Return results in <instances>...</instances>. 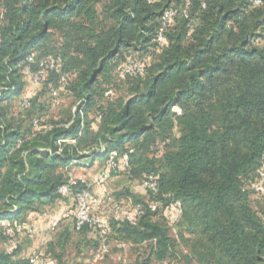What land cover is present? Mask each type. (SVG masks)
Masks as SVG:
<instances>
[{"label":"trees","instance_id":"trees-1","mask_svg":"<svg viewBox=\"0 0 264 264\" xmlns=\"http://www.w3.org/2000/svg\"><path fill=\"white\" fill-rule=\"evenodd\" d=\"M253 1L188 0L158 48L163 10L186 0H0V219L25 222L64 202L56 191L71 163L90 168L116 150L128 155L129 179L157 177L150 200L180 206L179 234H168L160 210L146 209L135 225L110 219L106 244L113 235L144 245L146 257L132 264H264V196L250 187L264 169V0ZM133 52L147 57L143 72L118 79ZM48 57L60 61L22 106L24 66L34 73ZM59 86L75 110L48 118L40 99L47 92L52 106ZM56 230L40 260L68 264L73 231L94 234L85 245L93 251L101 243L72 219ZM4 241L12 238L0 229ZM18 250H0V264H30Z\"/></svg>","mask_w":264,"mask_h":264},{"label":"built area","instance_id":"built-area-1","mask_svg":"<svg viewBox=\"0 0 264 264\" xmlns=\"http://www.w3.org/2000/svg\"><path fill=\"white\" fill-rule=\"evenodd\" d=\"M147 1L154 2L155 0ZM253 4H259V0H254ZM187 6L188 0H186L183 9L179 10L176 7L169 6L163 10L161 14L160 26L156 34V43L158 44V48L165 43V29L173 22V19L176 15L180 14L186 16L185 14ZM146 60L147 57L141 56L127 57L116 71L117 78L124 80L128 76L142 73ZM27 61H32V55L28 56ZM59 61L60 60L58 58L48 57L40 64V69L34 73L30 72L29 65L27 64L24 66V73L30 78L31 83L39 85L47 71L54 68L56 63ZM67 80L68 79L66 76H61L59 83H64ZM61 88L62 86H59L58 88L52 87L50 89V97H52V106L54 107L59 105L62 100L59 95ZM105 94L112 96V89L106 91ZM27 98L28 96L22 97V106L24 107L28 105ZM171 109L176 114L181 113V109L178 106H172ZM73 110H75V107H73ZM100 118V115L95 117V126L93 127L94 129L97 128ZM33 124L36 127L38 124L37 120H35ZM68 141L72 142L73 140L70 139ZM82 153L86 152L83 151ZM76 164H78V160H74L71 163V166L67 169L68 181L58 186L56 191L61 197L66 198L65 200H70V205L64 203L63 207L60 208L58 212L56 211L57 213H54L53 215L43 213L42 215L44 217H41L40 214H36L35 218L29 222H17L10 221L8 219H0V229L5 235L12 238L11 250L16 246V240L18 238L24 236L37 235L43 237L46 234L49 235L57 228L59 222L65 219L73 220L75 230H80L84 225H86L88 228L98 233L101 238V243L99 248L96 250L97 256L106 253L108 250V246L105 241L110 231V219H113V221L117 223H128L130 225H135L138 218L144 213V211L149 209L150 211L160 210L161 214L168 220L169 224L173 226L176 222H178L181 214V208L179 205L169 204L162 206L160 202L153 200L134 203L129 209H119L109 218L99 214L98 212L96 213V209H98L99 205L103 201L111 200V197L108 195V193L102 190L108 180L112 176H125L128 174L129 164L127 153L124 152L120 154L116 150L110 151L106 160L103 162V164H101L92 179H88L85 175L77 176L73 172V169L75 168L87 169V162L81 164V166H76ZM156 179V176H145L140 180L141 187L146 192L155 193L157 190ZM77 183H80L82 188L76 191L74 190L73 186ZM250 187L260 196H264L263 168L259 170V176L257 180L252 182ZM98 188L101 189L100 192L97 191ZM11 250L8 252H11ZM36 252L37 251L29 255L28 261L30 264H55V262L50 259L40 260Z\"/></svg>","mask_w":264,"mask_h":264},{"label":"rangeland","instance_id":"rangeland-1","mask_svg":"<svg viewBox=\"0 0 264 264\" xmlns=\"http://www.w3.org/2000/svg\"><path fill=\"white\" fill-rule=\"evenodd\" d=\"M137 53L133 52L127 55V57L136 56ZM126 57V58H127ZM24 81V95L23 96H33L40 88H33V84L27 77H23ZM126 95L124 91H118V95ZM126 97V96H125ZM61 102L59 106L52 107L49 103L47 92L41 97L42 103L47 104L46 115L48 118L50 117H60L66 115L69 111L73 110L72 98L67 95H62ZM12 109L17 112L20 110V97L13 99L12 101ZM95 126V123H92V127ZM102 161L97 159L93 164V168L89 171V173H95L97 169L101 166ZM75 175H85L88 179L89 176L86 175V169L75 168L73 169ZM95 175V174H94ZM101 190V189H100ZM103 191H106L108 195L111 197V200L103 201L98 209H96V213L98 212L101 215L109 218L119 209H129L134 203L137 201L146 202L150 200V195L141 187L140 181L135 179H129L126 176H112L105 186L102 188ZM253 199L255 201H259V197L257 194H254ZM65 204L70 205L71 201H64ZM63 202V203H64ZM60 210V204L57 203V206L48 205L44 209L39 211L41 217H44L42 213H50L53 215L56 214ZM57 211V212H56ZM35 214H29L25 218V222L32 221L35 218ZM155 219H158L155 218ZM165 226L169 229L168 234L174 238H178L179 228L175 225L169 224L168 221H165ZM60 227L58 228V230ZM52 232L50 235L40 236H24L18 238L17 247L18 252L15 257H24L29 256L30 254L38 251L41 247L43 251L44 245L47 244L49 238L54 239L57 231ZM95 237L94 234L89 233L88 236H81L79 233L72 232V235L69 241L66 244L65 252L63 254V260L67 263L72 264H132L136 259H143L146 257L148 250L145 249L144 245L131 244L127 241H118L116 238L111 235L108 240V250L106 253L97 256L96 251H93L90 244L89 247L85 246L87 241L91 238ZM23 244L22 240H26ZM120 242V243H119ZM27 245V246H24ZM39 247V248H38ZM27 248V249H25ZM29 248V249H28ZM38 248V250H37ZM0 250H11V242L4 241L0 245ZM177 250L182 252H186L187 249L184 246V243H180L177 247ZM12 251V250H11ZM150 264H159L156 260L152 259Z\"/></svg>","mask_w":264,"mask_h":264},{"label":"crops","instance_id":"crops-1","mask_svg":"<svg viewBox=\"0 0 264 264\" xmlns=\"http://www.w3.org/2000/svg\"><path fill=\"white\" fill-rule=\"evenodd\" d=\"M93 167H94V166H92V167L86 169V175H88L90 179H92V178L94 177V174L98 171V169H97V171H96L95 173H93V174H92V173H89V171H90ZM84 170H85V169H84ZM97 191L100 192V188H98ZM64 203H65V202H64ZM64 203H63V201H62L61 203H59V204H60V208L63 207ZM25 239H26V238H25ZM25 241H27V239L24 240V241L22 240L23 244H24ZM24 246H27V245H24ZM38 248H39V247H38ZM38 248H37V250H38ZM25 249H27V248H25ZM28 249H29V248H28ZM40 249H41V247H40Z\"/></svg>","mask_w":264,"mask_h":264}]
</instances>
